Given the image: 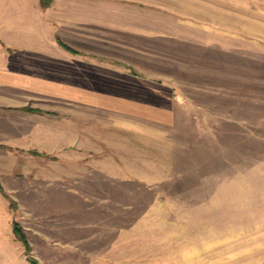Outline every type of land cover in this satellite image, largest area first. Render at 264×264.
Returning <instances> with one entry per match:
<instances>
[{
  "label": "rangeland",
  "instance_id": "rangeland-1",
  "mask_svg": "<svg viewBox=\"0 0 264 264\" xmlns=\"http://www.w3.org/2000/svg\"><path fill=\"white\" fill-rule=\"evenodd\" d=\"M77 1H93L77 9L78 45L132 74L91 67L96 104L78 115L97 121L64 138L73 147L47 131L0 146L15 156L0 173V264H262L264 73L250 59L264 63V0Z\"/></svg>",
  "mask_w": 264,
  "mask_h": 264
},
{
  "label": "crops",
  "instance_id": "crops-1",
  "mask_svg": "<svg viewBox=\"0 0 264 264\" xmlns=\"http://www.w3.org/2000/svg\"><path fill=\"white\" fill-rule=\"evenodd\" d=\"M85 6L92 8L93 1L54 0L50 7L43 8L40 0H0V143L25 148L30 146L31 136L47 131L59 138V150L73 147L64 144V138L73 134L78 137L79 128H93L97 121L94 117L78 115L80 105L92 107L96 104L90 96L94 97L95 93L90 91L89 94V90L100 88V85L92 84L95 76L91 67L112 65L132 74L126 61L83 49L75 41L73 33L80 31L88 21L78 16L77 9ZM183 49L187 57L194 52L193 58H205L207 50H194L187 43ZM211 54L208 61L216 64L218 61V70L223 72L221 50L213 49ZM238 58L236 54L232 60L235 66L243 63L237 61ZM256 60L250 59V71L264 73V63ZM138 72L137 76L143 75L141 70ZM142 77L166 84L170 81L154 75ZM64 97L70 99L67 104L63 102ZM67 105L70 112L63 108ZM27 106L42 111L25 110ZM14 161L12 150L0 148V173L4 168L13 169Z\"/></svg>",
  "mask_w": 264,
  "mask_h": 264
},
{
  "label": "trees",
  "instance_id": "trees-1",
  "mask_svg": "<svg viewBox=\"0 0 264 264\" xmlns=\"http://www.w3.org/2000/svg\"><path fill=\"white\" fill-rule=\"evenodd\" d=\"M54 0H40L41 2V5L43 8H48L52 5ZM66 48H68L69 50H74L72 47H70L69 45L65 44V43H62ZM25 110H28V111H40L39 109H36V108H32V107H25ZM2 147H5V148H9L8 146L6 145H0ZM0 190L1 192L5 195V196H8V194L5 192V190L3 189V186L0 182ZM14 230L16 232V234L19 236V238L24 242V244L26 245V248H27V251L29 252L30 251V245H29V242H28V238H27V235L25 234V232L23 231L22 227L20 226V224L18 222H14ZM33 263L35 264H38V262L34 259L31 260Z\"/></svg>",
  "mask_w": 264,
  "mask_h": 264
}]
</instances>
